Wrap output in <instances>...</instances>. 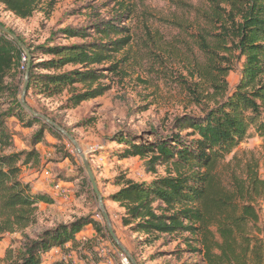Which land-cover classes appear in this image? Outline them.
Here are the masks:
<instances>
[{"label": "trees", "instance_id": "trees-1", "mask_svg": "<svg viewBox=\"0 0 264 264\" xmlns=\"http://www.w3.org/2000/svg\"><path fill=\"white\" fill-rule=\"evenodd\" d=\"M111 1L121 8L114 16L59 29L41 44H30L9 28L31 56L27 103L59 125L45 107L37 108L28 98L41 101L67 95L62 107L73 109L108 91L103 80L119 71L114 60L129 46L132 35L130 25L123 24L134 13L132 0ZM201 1L196 16L209 29L196 41L206 59L198 68L213 84L217 95L214 104L202 116L177 118L176 132L168 136L155 134L151 139L120 134L117 140L123 148L116 153L120 161L138 157L146 161L152 173H157V166H164L168 174L141 182L119 175L114 180L119 189L109 199L124 209L123 227L130 235H143V244L153 245L164 236L180 237L185 250L199 257L198 261L180 264H264L260 205L264 202V178L259 161H247L243 167L236 155L226 161L252 130L264 140V0ZM54 4L55 0H0L4 10L19 19L31 18L41 8L49 16ZM72 39L80 41L70 42ZM234 56L242 61L241 78L229 92L225 78ZM219 60L225 66L216 65ZM28 61L25 51L0 31V99L10 100L9 107L0 110V237L24 231L36 223L38 204L53 202L49 195L33 192L30 183L19 178L25 166L41 164L37 145L45 140L47 130L63 137L20 101L24 81L17 80V73L22 72L25 79ZM10 75L12 81L8 83ZM9 117L26 128L40 126L28 150L12 151L15 135L7 124ZM233 160L238 161L235 168H231ZM222 165L229 170L228 179L222 176ZM87 225L97 233L107 231L87 218L60 224L35 240L29 239L8 264H44L43 253L69 242L76 244L77 235ZM110 240L117 246L112 237ZM54 264L78 263L62 259Z\"/></svg>", "mask_w": 264, "mask_h": 264}, {"label": "rangeland", "instance_id": "rangeland-1", "mask_svg": "<svg viewBox=\"0 0 264 264\" xmlns=\"http://www.w3.org/2000/svg\"><path fill=\"white\" fill-rule=\"evenodd\" d=\"M132 2L134 13L131 20L123 24L130 25L131 42L116 55L114 62L119 63V71L103 80L109 86L103 96L73 109L62 107L67 95L41 101L30 96L28 101L37 108L45 107L77 140L89 159L114 231L138 264L194 262L199 257L185 250L180 237L164 236L148 246L142 243L143 235H130L122 227L124 210L110 200L109 195L119 189L114 185V180L119 175L141 182L168 174L164 166H157V173H152L147 169L146 161L138 157L120 161L116 154L123 148L117 140L120 134L126 133L133 137L142 135L151 139L155 134L168 136L176 132L174 124L177 118L185 115L202 116L204 110L214 104L217 95L213 84L202 76L203 71L198 68L205 64L206 59L199 51L196 41L202 31L209 29L201 21L202 18L196 16V9L203 2ZM42 9L44 8L39 9L31 18L19 19L0 5V21L24 37L28 43L37 45L59 29L86 26L96 18L107 19L121 10L111 0H55L49 16ZM57 41L67 42L62 38H57ZM78 41L80 40H70ZM231 64L232 68L225 78L229 92L240 81L242 61L234 56ZM216 65L225 66L220 64V60ZM17 74V80L21 78L24 81L23 73ZM11 77L7 78L8 83H11ZM9 105L8 98L0 99V110H6ZM7 124L15 135V148L12 151L28 150L40 126L26 128L15 117L7 118ZM251 133L249 138L228 155L226 161L236 155L243 167L247 161L257 160L260 175L264 178V140L253 130ZM37 149L43 152L41 164L38 167H26L30 170L35 168L31 173L34 175L31 188L49 195L53 202H40L36 223L24 231L5 233L0 237V264H8L29 239L35 240L47 230L81 218L97 221L107 231L97 233L92 225H87L77 235L76 244L69 242L64 247L55 246L43 253L44 264H54L62 259L78 264H132L121 247L110 240L111 235L99 199L73 143L64 135L58 138L47 130L45 140L37 145ZM237 163L238 161L233 160L231 168H235ZM220 171L223 178L228 179L229 170L222 165ZM56 184H60L64 191L59 195L54 193ZM260 205L264 218V202Z\"/></svg>", "mask_w": 264, "mask_h": 264}, {"label": "water", "instance_id": "water-1", "mask_svg": "<svg viewBox=\"0 0 264 264\" xmlns=\"http://www.w3.org/2000/svg\"><path fill=\"white\" fill-rule=\"evenodd\" d=\"M0 31L2 33H4L6 36H8L9 38H11L13 41H15L19 47H21L26 55L28 56V65H27V70H26V74H25V79H24V84L22 86V91L20 94V101L22 103V105L32 114L35 115L39 118H41L42 120H44L46 123H48L50 126L54 127L57 131H59L60 133H62L69 141H71L73 143V145L75 146V148L78 150L83 163H84V168L88 174V177L91 181L93 190L95 192V194L97 195L98 199H99V203H100V207H101V211L103 213L104 218L106 219L107 225H108V230L110 232L111 237L113 238V240L119 245V247H121V249L126 253L127 257L131 259L132 264H138L135 259L132 258V256L130 255V253L125 249V247L121 244L119 238L117 237L111 219L109 217V214L106 210V207L104 205V200H103V196L99 190L98 187V183L96 181L95 175L93 173L92 167L90 165L89 159L86 156V154L82 151L79 143L77 142V140L67 131L65 130L61 125H59L57 122L53 121L52 119H50L49 117L35 111L26 101V93L28 91V87H29V70H30V60H31V56H30V52L28 50V48L25 46V44L20 40V38L18 37L17 34H15L13 31H11L9 29V27L3 25L0 23Z\"/></svg>", "mask_w": 264, "mask_h": 264}, {"label": "crops", "instance_id": "crops-1", "mask_svg": "<svg viewBox=\"0 0 264 264\" xmlns=\"http://www.w3.org/2000/svg\"><path fill=\"white\" fill-rule=\"evenodd\" d=\"M40 152H41V154H43V152H42V150L41 149H38ZM27 166H25L24 168H23V170H22V172H21V174H20V176H19V178L22 180V181H24V182H26V183H30V185H31V183H33V179H34V175H31V173L32 172H34L35 171V168L33 169V170H30V169H28V168H26ZM35 167H38V166H35ZM27 170V171H26ZM25 171V172H24ZM32 187V186H31ZM33 192H39V191H34L33 190ZM115 203V202H114ZM117 204V203H116ZM119 206V205H118ZM121 208V207H120ZM124 210V209H123ZM263 222H264V218H263ZM123 227V226H122ZM123 228H125V227H123ZM136 235H138V234H135V236Z\"/></svg>", "mask_w": 264, "mask_h": 264}, {"label": "built area", "instance_id": "built-area-1", "mask_svg": "<svg viewBox=\"0 0 264 264\" xmlns=\"http://www.w3.org/2000/svg\"><path fill=\"white\" fill-rule=\"evenodd\" d=\"M62 191H63V188L61 187V185L60 184H56L55 187H54V193L59 195L60 192H62ZM125 260L127 261V258H125Z\"/></svg>", "mask_w": 264, "mask_h": 264}]
</instances>
